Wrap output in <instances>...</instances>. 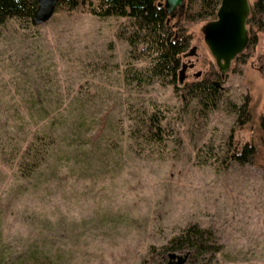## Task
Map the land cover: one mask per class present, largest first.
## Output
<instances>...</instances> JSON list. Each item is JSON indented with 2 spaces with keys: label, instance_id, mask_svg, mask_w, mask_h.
<instances>
[{
  "label": "rangeland",
  "instance_id": "rangeland-1",
  "mask_svg": "<svg viewBox=\"0 0 264 264\" xmlns=\"http://www.w3.org/2000/svg\"><path fill=\"white\" fill-rule=\"evenodd\" d=\"M204 21L188 27L176 86L126 76L149 61L117 35L125 17L58 7L35 26H0V259L37 249L61 264H167L168 240L197 223L222 248L174 251L183 264H264V32L243 64L215 79L217 105L199 113L184 86L217 69ZM245 99L249 117L240 123L228 107ZM155 107L172 135L161 145L128 139ZM51 119L67 139L23 177L17 157ZM232 127L235 148L255 146L247 163L223 162Z\"/></svg>",
  "mask_w": 264,
  "mask_h": 264
},
{
  "label": "trees",
  "instance_id": "trees-1",
  "mask_svg": "<svg viewBox=\"0 0 264 264\" xmlns=\"http://www.w3.org/2000/svg\"><path fill=\"white\" fill-rule=\"evenodd\" d=\"M220 1L185 0L184 13L177 23L167 20V14L161 5L163 0H60L56 8L72 10L81 6L99 17H125L126 22L120 26L117 35L127 41L131 56L143 55L149 61L143 68H128L126 76L135 79L138 84L159 82L176 86L182 64L181 55L188 49L193 38L188 32V27L199 21L215 18ZM36 7L37 0H0V26L10 20H15L24 28L35 26L33 15ZM246 24L250 40L244 51L235 57L234 62L238 64L246 61L247 52L251 51L257 42L258 32H264V0H254L250 3ZM220 77L215 66L211 64L210 70L201 79L188 82L184 86L186 99L195 104L199 113L217 105L221 90L215 79ZM228 109L240 123L247 121V99L241 104L231 103ZM164 119V114L157 107L143 110L136 126L127 130L128 139L157 145L165 143V139L173 132H170ZM261 124L264 126V117H261ZM233 130L232 127L225 143L227 148L223 162L247 163L255 153V146L247 142L235 148V144L231 142ZM67 133L65 127L54 126L53 119L35 126L26 146L17 157V171L23 177H32L52 153L59 149L61 141L67 139ZM165 248L167 253L188 250L201 255L206 252L216 253L222 245L210 228L190 223L175 233ZM61 263L59 254L37 249L0 259V264Z\"/></svg>",
  "mask_w": 264,
  "mask_h": 264
},
{
  "label": "water",
  "instance_id": "water-1",
  "mask_svg": "<svg viewBox=\"0 0 264 264\" xmlns=\"http://www.w3.org/2000/svg\"><path fill=\"white\" fill-rule=\"evenodd\" d=\"M60 0H37L33 20L41 24L51 18ZM167 14V20L179 18L185 9V0H163L161 3ZM250 13L249 0H221L213 19L206 20L201 25L204 42L214 59L217 71L221 77L229 72L235 57L248 46L250 35L246 24ZM196 47H191L188 54L193 55ZM184 66L178 71V82L184 78ZM220 85L219 81H215ZM167 264H183L184 257L175 252H169ZM175 259V261H173Z\"/></svg>",
  "mask_w": 264,
  "mask_h": 264
}]
</instances>
